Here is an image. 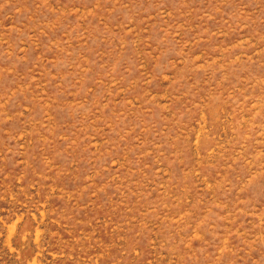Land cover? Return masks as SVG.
<instances>
[{
    "label": "rangeland",
    "instance_id": "1",
    "mask_svg": "<svg viewBox=\"0 0 264 264\" xmlns=\"http://www.w3.org/2000/svg\"><path fill=\"white\" fill-rule=\"evenodd\" d=\"M0 264H264V0H0Z\"/></svg>",
    "mask_w": 264,
    "mask_h": 264
}]
</instances>
